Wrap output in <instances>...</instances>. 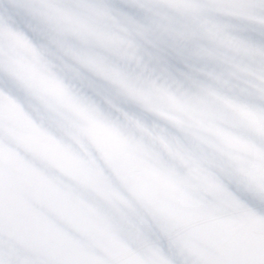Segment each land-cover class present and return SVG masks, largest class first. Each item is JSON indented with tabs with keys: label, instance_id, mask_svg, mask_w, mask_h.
I'll list each match as a JSON object with an SVG mask.
<instances>
[{
	"label": "bare ground",
	"instance_id": "1",
	"mask_svg": "<svg viewBox=\"0 0 264 264\" xmlns=\"http://www.w3.org/2000/svg\"><path fill=\"white\" fill-rule=\"evenodd\" d=\"M131 2H133V0H43L42 6L45 11L44 13H47V15H44L43 13V15H39L37 18L40 24L44 27H54L55 30L56 27H60L62 31L65 30L63 35H67L69 38L74 39L75 36H72L73 29H71V27H68L69 31L66 29V25L70 26L71 22L67 21V18L70 19L68 12H71L72 14L76 13L72 12V8H77L83 12V18H80L81 26L78 25V29H82V32L80 33L81 37L79 38L77 35L75 37V59L78 60V63H83L85 65L81 69L82 72H77L75 76L76 78L78 76L81 78L86 76V82L90 83L93 86L92 89L96 90L95 93L103 99V104L106 106L104 108L107 110H118L121 108L131 110L134 109L133 111L138 108L144 110V108L140 105V101H143L146 109L145 115H150L151 111L158 113L164 112L162 115H160L161 113L157 114L163 116L168 110H170V106L172 104L167 102L166 97L174 94L175 98H177L175 92L177 91V86L180 83V80L187 79V77L193 79L194 76H199L198 82L205 85L195 95L197 98H201V101H199L198 106L191 109V113H189V115H198L200 125H203L200 118H206L207 115L208 119L215 121L212 123L209 120V123L204 125L207 126L208 129H205L204 127L203 131L198 137H196V140L193 143L194 146H191L193 150L197 151L193 152V155H191L192 157H185L192 162L191 167H193V169L179 174H170L171 170L169 169L167 173L169 176L168 181L173 183V185L166 182L167 185L164 187L168 188L167 192L169 193L167 200L170 202V209L172 208L173 210L172 215L167 219V224H165L167 227L171 226L170 230H178L177 228H174L175 224L179 222L178 227H180V222H182V218H184L183 216L191 218L201 214L203 220L208 222H196L194 223V229L196 231L190 229L191 232L183 235L182 238H176L174 242L180 240L177 242L179 246L174 250L168 249L164 251L165 256H163V259H165L166 262L161 261V257L163 255V251L161 250H164L165 248L156 246V248H153L149 254L147 252V255H145V252L140 254L139 251H136L137 247H135V245H130L127 252L133 251L135 252V255L132 257L127 256L124 260L120 259L119 264H191L192 259L196 258L197 255H201L203 257L200 258L199 264H214L217 261V257L221 256L224 257V259H227L237 256L238 250L240 249L239 246L242 242L238 247L235 246L237 231L231 228L226 229V227H230L232 222H238L240 218L248 221V219H251L252 216H256L260 210H263L262 213L259 214L257 218L252 220L251 223L257 221L258 225H264V223H259L264 222L263 205L259 206L258 209H255L257 211L250 210L247 212H241V207L237 206L239 208L238 212L241 213L230 211L226 216L221 218L222 220H213L216 216H218L216 215L218 210L216 209L217 206L215 203L218 200V202L221 203L218 198L222 199L223 197H230L233 194L238 193V191L243 193L247 191L248 186L256 184L254 186L256 188L264 181V166H260L262 167V174H260L261 177H259V175H257V169H253V171L247 164L251 160L255 161L256 158L260 159L261 163L264 162V134H260V132H263L262 126L264 125H262L261 122L264 118L263 115L255 114L253 109H255L256 106L252 108V103L254 105V102H251V105L249 104V106L247 104H243L241 100L242 96L240 97L235 94L236 92L239 95H243L244 91L242 92L241 89L242 85H244L243 82L241 85L234 88V82L232 81L235 76L236 66H239V64L243 62L242 57L239 54H236V60L231 59L230 62H225L232 54L229 46L230 44L228 43H234V41L229 40V37H226L224 41L219 43L220 46L228 44L226 48L229 50L224 49L225 53L222 55V62H220L219 59L216 64L208 65L209 58L202 60L201 62H199L198 59H195L186 65L184 64V68H182L180 56L187 46L185 45L183 47H179L176 55L174 56L175 46L173 43L171 44V40L174 35V32H172L171 22L173 21L172 24L174 26L184 27V25L174 22L175 18L173 16L172 8H175V6L172 3L169 4L167 6V15L165 14L164 16H160L162 19L155 18L152 20L154 21V27L152 30H147L143 29L141 20H143L145 16L147 19H150L149 16L142 15L140 21H137L139 15L136 18H132L136 15L135 12H140L141 9L138 10L136 5L130 7ZM31 4V0H0V21L8 19L9 15H11L10 19H13V16L14 19L23 17V15H25L23 11L25 8H31ZM42 6L39 5V8L41 9ZM143 6L147 9H151L152 7L153 9L158 8L156 0H148L146 3H143L142 7ZM192 6L193 4L187 6L188 10L185 8L183 9L186 14L191 12L192 15H195L194 18L191 17V24L187 26L189 27V30L185 32L184 38H182L183 42H187L188 35L189 37L196 35V37L200 40L198 43V49L203 48V51L207 50L205 53L209 54L211 51L209 48L216 42V40L219 39L217 35L220 32L221 23H218L219 25L217 28L219 29L216 30L217 32L211 31L210 34L212 36L210 37L207 35V33L210 32V26L208 25L214 23L216 21L215 19L206 20L205 25H207L208 28L204 27L205 32H197L196 27H193L196 23L193 24V22L196 15H199V11L192 9ZM144 13H150V10H145ZM158 14L162 15L164 13ZM84 17L87 20H85ZM27 19L29 23L33 24L32 20L36 18L34 16H28ZM258 21L261 26V30L259 31L260 39L262 40L261 45H264V19H258ZM49 22H53L54 25L46 26V23ZM9 23L11 25V22ZM128 23L131 25H128ZM225 23H228V26L232 28H234L237 24L240 27V29H238L240 36L242 35V32L247 33V30H249V27L252 25L251 22L244 17H241L238 20L227 21ZM90 24L91 28L86 31ZM159 24L161 28L159 27ZM133 25H135L136 28H134ZM187 27H184L183 29H187ZM94 29L99 32L98 42L100 49L98 51L95 48L92 38V31ZM55 30L53 31L56 32ZM57 30L60 31L59 29ZM48 33L49 37H52L51 33ZM1 34L3 35V33H0V35ZM228 35L232 37L231 34ZM1 37L2 36H0V56L12 58L15 55V51H19V42L13 41L11 39L12 37L8 35L6 37ZM124 39L130 40L129 45L126 47H124L122 41ZM192 39H194V37ZM43 41L44 45L48 42V40L46 42L44 39ZM162 49H164L165 56L162 54ZM218 49L219 52H223V47H219ZM125 52L128 53V56H125ZM160 53L164 57L161 56ZM202 55L205 54H201L199 56ZM83 57L86 61H83ZM157 58L160 61L162 59L165 60L166 67L164 70L157 65ZM150 61H153L156 66H152L150 69H147L153 65V62L151 63ZM140 62L149 66L143 68L141 66L142 64L140 65ZM102 67L117 69V72H115V70L112 71L114 80L111 81L112 93H109V95L105 92V89L107 86L106 84L110 81H108V77H105L102 74L105 73V70L102 71ZM126 67H128L127 71L125 70ZM139 67L140 69H143L142 72H139ZM190 69L193 71L191 72ZM147 72L151 75L148 74L145 76ZM155 73L158 74V80H161L162 82V85L159 84L160 86L158 87L152 83V78ZM254 74L257 76L254 78V85L257 86L254 87L258 89L257 98L260 99L257 104L264 107V102H260L261 100L264 101V68L260 67L258 70L256 67V69H254ZM123 75L128 78L126 83H123V78H121ZM45 76H51V74L49 75L47 72ZM130 76H132L133 80H130ZM139 77H147L148 81L142 80ZM67 79L68 78H63L66 83L65 86L61 83L60 76H58L57 81L53 85L59 89H57L56 92H62L61 95L65 96L63 97L64 99L55 102L56 104H52V107L47 106L46 108L43 106V103H41L39 98L35 99L36 94L34 93L32 94L33 99L31 100V103L27 106H19L18 108L16 105V108L15 105H13L15 102L12 106H10V108L13 109V115L23 114L24 112L28 115V112H30L29 115L57 116V113H52L51 111L52 108L59 109L60 106L56 105H60L61 103L62 110L70 112L72 108L74 111L76 104L81 102V99L78 97L79 88L76 87V81H72L70 79H68V81ZM137 79L139 80V84L146 83V95L143 96L142 94L139 95V93L138 95L136 94L138 101L134 100V103H137L138 106L129 108L123 107L121 104L115 102L109 103V101L113 98H115L117 102L116 98L120 99V93L124 92L126 89L125 86L130 85L132 89L133 86L136 85ZM196 79L197 78H195V81H197ZM250 79L252 81V78L247 77V79L244 80L245 84H249ZM168 80H170V83L167 85L166 82ZM74 87L76 88V91L73 92L72 90ZM261 88H263V93L260 91ZM7 90L8 88L0 87V95L3 96L6 93V96L7 94L13 96L12 92H10L11 90H9V93L6 92ZM161 91L164 96H162ZM132 93L135 95L134 91H132ZM16 94L18 93L16 92ZM19 97L21 96L18 95V98ZM2 99L3 98L0 96V100ZM35 101H37L36 104H32L35 103ZM64 102L65 104L63 105ZM87 102V104L83 103L84 109L85 111H90L91 113L90 109L93 106V103L89 100H87ZM149 103L151 105L148 107ZM193 105L194 104L191 106L193 107ZM240 105H242L241 109L235 107ZM150 107H152V109H150ZM197 107L200 110L196 109ZM93 108H96V106ZM219 114L225 115L219 116ZM0 115H2L1 110ZM62 116L63 115H60V117ZM170 116H174L172 119L175 121L180 119V115ZM254 120H257L258 122H254ZM126 130L129 135L130 133L135 132L131 128H126ZM35 131H37V135H34ZM47 131L48 132L38 129L32 132V140H41L42 138L43 141H38L39 146L35 145L36 151H32L28 146L25 148V145H23L22 149L27 155L30 156L31 152L34 154L37 153L36 159H34L37 164H34L32 166L33 168L29 167L28 170L26 169L25 173L23 168H20L18 173L17 171L12 170L14 163H9L10 160L6 161L8 163L4 164V172L8 174H6L5 177L0 175V199L8 203L11 200L12 213L15 214L17 208L20 209L18 212L19 216L27 218V220L34 225V228L39 229L41 232L47 231L48 233L59 235L65 239L68 246L63 254H66V256L61 260L63 255L60 252L53 253L52 257L55 259L53 264H69V260H73V258L77 261V264H115L118 259L115 260L114 256L111 255H114L113 252L121 249L122 242L129 241V239L124 236L123 232L130 230L134 233L138 227L136 226L137 223L144 224L145 220L147 221V219L150 218L148 215L149 213H140V211L145 208H148L145 210H149V208H151L152 202L150 198V185L137 187V184L139 183L135 182L137 179H134V176H130L133 180L130 183L124 180L127 177L123 174L127 173L126 168L128 167L126 166L129 165V162L134 160L133 157H135V154L138 155V153L133 150L132 144L128 142L129 140L125 141L122 138V136H128L117 134L116 130L114 133V135H116L114 138L115 146L111 145V140L107 138V135L103 130L98 132L95 129L87 133L84 129L63 131L62 128H60L57 130L50 129ZM105 131L107 132L108 130ZM141 134H144L147 138L146 133L141 132ZM117 137H120L122 140ZM154 138L155 137H152V142H159L157 141L158 138H156V140ZM60 139L82 141L84 145H77L73 147H69L68 145V148L61 151L60 148L54 146ZM169 141L170 145H174L172 138L169 139ZM90 142L93 144H90ZM105 142L108 144L106 145ZM166 142L168 143L167 140ZM28 145H30V143ZM81 147L86 148L83 149L85 151L81 155V157L84 158V161L75 153H81ZM10 153L14 155V152L9 151V154ZM61 162H73V174L78 173L76 164H78L80 166V170H82L84 162H90L91 164L88 165L90 168L88 172L95 169L97 172V178L98 175L102 176L99 179V183L98 181L95 182V179L88 176L87 173L83 176L86 179H80L82 176H76L74 178L70 177V179H67L72 183H66V186L83 183L80 189L83 188V190H86L85 200L82 198L71 199L68 202L69 207L67 212H62L64 200L62 192L64 191L61 189L59 192L53 193V181L55 179L54 175H56L53 170L55 169V166L61 167ZM184 162L185 160L183 155V157L181 156L178 161L172 163L171 165H177L178 167ZM134 164L136 163L134 162ZM37 166H39V168ZM165 170L167 172V168ZM0 171L3 172V170ZM118 174L120 175L117 176ZM216 175H220L221 177L217 178ZM6 177H8V179H6ZM48 178L50 181L45 183L46 181L44 180H47ZM207 178H213L212 185L210 186L208 192L202 191V182ZM126 180H128V177ZM243 181H245L242 185L243 187H240L239 184ZM260 181H262V183H259ZM126 187H129V192H125ZM173 188L176 189V192H172ZM262 190L263 191L261 192L264 194V189ZM67 197L69 199L71 198V196ZM260 198L261 196L255 199V201ZM236 199L237 197L235 200ZM236 204H239V202H236ZM136 205L140 206L141 209L139 207L137 208ZM201 206L204 207V209H201L200 213H197L198 208L200 209ZM253 206L254 205H251L250 207L253 208ZM89 208L92 209L94 213L93 216L99 218V224H96V226L92 220L85 219L83 215V210L87 212L89 211ZM141 220L143 221L140 222ZM192 225L193 224H191V226ZM254 225L257 226L256 224ZM260 226L257 228L260 229ZM220 227L222 229H220ZM103 231L105 237L103 242L92 244L90 239L98 232ZM115 232H119L116 238ZM17 233H19V230H16L14 235ZM244 233H246V231ZM203 234H207V240L203 239ZM9 241H11V238L7 239L5 244L10 243ZM127 244L128 242L125 243V246H127ZM216 244L218 245L217 248ZM252 244L253 243H250L246 247L251 248ZM27 248L30 250L31 248L34 249L30 243H28ZM216 250L220 251L217 252ZM251 252L252 251H250V253ZM206 258H209L207 260L210 261L214 260L211 262H205ZM248 259L249 255H244V260L248 261ZM261 261H263L262 258L256 261V263L260 264ZM227 264H237V262L231 260L228 261Z\"/></svg>",
	"mask_w": 264,
	"mask_h": 264
},
{
	"label": "rangeland",
	"instance_id": "2",
	"mask_svg": "<svg viewBox=\"0 0 264 264\" xmlns=\"http://www.w3.org/2000/svg\"><path fill=\"white\" fill-rule=\"evenodd\" d=\"M31 1H32V4H31L32 6L31 8H25V10L23 11L25 15H23V17L14 19V16H13V19H10L11 15H9L8 19H4V21L3 20L0 21V33H3V35L1 34L0 36L6 37L8 35L12 37L11 39L13 41L19 42V45H18L19 51H15V55L12 58L0 56V87L8 88L6 92L9 93V90H11L10 92H12L13 94V96L9 94H7L6 96V93L3 96L0 95L3 98L2 100H0V110L2 113V115H0V170H3V172L0 171V175L5 177L6 174H8L4 172V169H5L4 164L8 163L6 161H9V160H10L9 163H14L12 170L17 171L18 173L20 171L19 170L20 168H23L24 173H25L26 169L28 170L29 167L33 168L32 166L34 164H37L36 161L34 160L36 159L37 153L34 154L33 152H31L30 153L31 155L29 156L22 149L23 145H25V148H27L28 146L30 147L32 151L34 150L36 151L35 145L39 146L38 141L43 142L42 138L41 140H38V139H35V141L32 140V132L34 130L41 129V130H45L46 132H48L47 130H50V129L57 130L60 128H62L63 131L72 130V129L73 130L84 129L86 130L87 133H89V131L96 129V131L99 132L102 130L105 131L108 129H115L116 127L127 128L129 123L132 120L136 121L135 119H137V120L142 121V119H145V118H147V124L149 128H151L152 130L157 129L155 126H157L158 124L156 123V121H153L151 117H153V115L159 114L158 112L150 111V115H134V116L128 115L132 117H128L127 115H109V113L107 114V109L104 108L106 106L103 104V101H102L103 99H101L100 96L95 93L96 90L92 89L93 86L90 83L86 82V76H84L83 78L78 76L76 78L75 74L77 72L79 73V71L82 72L81 69L85 65L83 63L82 64L78 63V60L75 59L76 58L75 37L76 35L79 38L81 37L80 33L82 32V29L80 30L78 28L79 26H81L80 18H83L82 16L83 12L77 8H72V12H76V13H73L74 15L71 12H68L70 19L67 18V21H71V22H70V26L66 25L67 26L66 29H68L69 31L68 27H71V29H73L72 36H75L74 39H71L67 35L66 36L63 35L65 30L62 31L60 27H56V30H55L54 27L46 28L42 24H40L37 18L39 15H43V13L45 12L42 6L43 0H31ZM147 1L148 0L146 1L143 0L142 2L146 3ZM38 4L42 6L41 8L42 10L39 8ZM174 6L175 8H172L173 12H176L174 15V18H175L174 22L178 24H183L184 22H186V24L189 25L190 23H187V21L184 20V17L186 15L188 16V14L185 13V10H183L184 8L188 10V7L186 6V4L181 3L180 5H174ZM145 10H150V13H144V14L149 16L151 20H154L155 18L162 19L160 16L165 15V14L159 15L157 13L158 8L153 9L152 7L151 9L150 8L147 9L145 6H143L141 8V11H145ZM44 15H47V13H44ZM28 16H34L37 20L33 19L32 20L33 24H31L28 22V19H27ZM137 16L138 14H136L132 18H136ZM229 18H230V15L226 17L225 22L229 21ZM84 19L87 20L85 17ZM195 19H194V23H196ZM9 22H11V25ZM217 22L219 23L220 20H217L214 23H211L210 21L211 24L208 25L210 26L209 27L210 32L207 31L208 33H211V31L217 32L216 30L219 29L217 28L219 24L216 25ZM50 25H54V23L53 22L46 23V26H50ZM258 25L255 27V30H253L252 25L249 27V30H247V33L252 31L254 36L256 33V38H254L253 40L254 46H257V45L261 46L262 44V40L260 39V33H259V31L261 30V26L259 23ZM208 26L205 25L204 27L208 28ZM90 28L91 27H88L86 31L89 30ZM234 28L237 30L240 29V27L237 24L234 26ZM57 29H59L60 31H58ZM53 30H55L56 32H54ZM94 30L92 31L94 38L99 37V32H97L96 30L94 31ZM185 30L186 31L189 30V27H187V29ZM48 32L51 33L52 37H49ZM247 33L242 32V35H246ZM193 37L194 39H192ZM193 37L191 36L189 37L188 35L187 43H189V46L186 47V49L183 51L182 55L180 56V62H181L182 68H184L183 66L184 64L186 65L189 62L194 61L195 59H198L199 62H201L202 60L209 58L208 65L209 64L214 65L217 63L219 59H221L222 55H219V53H223V52L218 53V50H219L218 48L223 47V46L219 45V39L216 40V42L212 44V46L210 45L211 47L209 46L210 47L209 49H211V51L209 52V54H206L205 52L207 50L203 51V48L198 49L197 40H199V38H197L196 35ZM229 38H230L229 39L230 41H234L233 37H229ZM43 39L46 42L48 40V42L45 45L43 44L44 43ZM185 53L190 54V57L186 59ZM201 54H205V55L199 56ZM82 59L83 61H86L84 57ZM261 68H264V67H261ZM257 69H260V67H257ZM104 70H105V73H102V72L101 73L105 77H108L107 79L108 81H110L106 84L107 86L105 89V92L109 95V93H112L111 81L114 80V77L112 76L113 75L112 71H114L115 69L102 67V71ZM190 71L192 72L193 70L190 69ZM47 72L49 73V75L51 74V76H45ZM115 72H117V70H115ZM157 75L158 74L155 73L153 77L154 80H152V83L156 87H158L159 84L162 83L161 80L160 81L158 80ZM58 76H60V81L65 86H66V83L64 82L63 78H68L72 81L74 80L77 82L76 87L79 88L78 97L81 99V102L79 104H76L74 111L72 110V108L70 112L62 110V103H61L60 105H56V106H60L59 109L52 108V111H51L52 113L53 112L57 113L58 114L57 116L29 115L30 112H28V115L26 112H24L23 114L21 113V114L13 115V109L10 108V106H12L14 102L15 104L13 105H15V107L17 105L18 108L19 106L20 107L27 106L28 104L31 103V100L33 99L32 94L34 93L36 94L35 99L39 98L41 100V103H43V106H45L46 108L47 106L52 107L53 106L52 104L64 99L63 97L65 96L61 95L62 92H56L58 87L53 86L54 83L57 81ZM121 78H123L122 79L124 81L123 83H126L128 81V78L125 77L124 75L121 76ZM91 79L93 80L92 77ZM190 79L193 82L194 78L193 79L190 78ZM130 80H133L132 76H130ZM185 85L186 84L179 83L177 87H184ZM195 85L200 87V89H202L205 86L203 83H197ZM248 85H251V82H249ZM125 87L129 88V85H126ZM191 88L192 90L194 89L193 87ZM72 91L73 92L76 91V88L74 87ZM184 91H186L187 93L189 92L191 95H194L195 93V92H192L189 87H187ZM16 92L18 94H16ZM18 95H20L21 97L18 98ZM87 100L93 103V106L90 109L91 113L90 111L89 112L85 111L84 106H83V103L84 104L88 103ZM36 102L37 101H35V103H32V104H36ZM260 102L262 103L264 101L261 100ZM64 104L65 102L63 103V105ZM193 104L194 105L192 108L199 105V100L197 99L196 96L194 97ZM249 104L251 105V103ZM150 105L151 104L149 103L148 107ZM95 106L96 108H93ZM252 106H253V103H252ZM150 109H152V107H150ZM123 112L126 114L130 113L128 111H123ZM94 114H97V115H94ZM60 115H63V116L60 117ZM222 115H225V114H219V116H222ZM191 116L193 117V120L191 118H188L190 121L189 127H187L188 123L186 126V128L189 129L190 136L192 137V139L190 140V144H189L190 152L188 150V154H187L188 158L192 157L191 155H193L194 151H197L191 148V146L192 147L194 146L193 143L196 140V137L199 136V134L203 131L204 127L205 129H208V127L204 125L208 124L209 120L212 123H214L215 121V120L212 121L211 119H208V115H207L206 118H200L203 124V125H200L198 115H191ZM127 119L129 122L127 121ZM148 120H149V123H148ZM153 131L154 133L156 132V130H153ZM260 134L262 135L264 133L260 132ZM34 135H37V131L34 132ZM152 137H155V136L153 135ZM29 143L30 145H28ZM90 144H93V143L90 142ZM157 144H158L157 145L158 146L157 155L162 154V155L167 156L169 159L170 163H167L166 166L171 170L170 174L172 173L179 174L181 172L185 173L193 169V167H191L192 162L186 159L185 156H184L185 162L181 166L177 167V165H174L176 166L174 167L171 165L172 163H175L176 161H178L181 156L183 157L184 154H183V150L181 147L177 145H169L167 142H166V145H167L166 146L164 145L162 140L157 142ZM68 145L69 147H73L77 145H84V143L82 141H70L68 139H60L59 142L55 143L54 146L60 148V150L62 151L68 148L67 147ZM163 146L166 148L165 150H163ZM84 148L85 147H81L80 149L82 150L81 153H78V152H75V153L81 157L82 153L85 151L83 150ZM9 151L14 152V155L12 153L9 154ZM143 151L146 152L145 149H143ZM81 158L84 161V158L83 157ZM90 164H91L90 162H84L82 170H80V166L76 164V168L78 171L77 174L72 173L73 168H74L73 162L72 163L61 162L60 164L61 167L55 166V169L53 170L55 171V174H56L54 175L55 179L53 181V193L59 192L61 189L64 191L62 192V196L64 197L62 212H67L68 207H69L68 202L71 199L82 198L85 200L86 190H83V188L80 189L83 183L71 184L70 186H66V183H72V182H69V180L67 179H70V177L74 178L76 176L78 177L82 176V178L80 179H86L83 176L84 174L87 173L88 176H91L92 178L95 179V182L98 181L99 183V179L102 176L98 175V178H97V172L95 171V169L92 171L90 170L88 172V170L90 169L88 165ZM262 166H264V163ZM37 167L39 168V166ZM134 172L138 174L139 170L136 169L134 170ZM123 174L125 175V173ZM119 175L120 174H118L117 176ZM216 176L217 178L221 177L220 175H216ZM6 179H8V177H6ZM212 179L213 178H207L202 182L203 184L202 191L208 192V190L210 189V186L212 185ZM44 181H46L45 183H48L50 179L48 178L47 180L45 179ZM259 183H262V181H260ZM82 193H83V197H82ZM237 194L238 193H236V195L233 194L232 196L227 197V198L223 197L220 200L223 204L222 206L223 211L221 212L219 210L220 202H218L219 201L218 200L219 198H218L217 199L218 201H216L215 203V205L217 206L216 209L218 210L217 211L218 213L216 212V215L225 214L224 216H226L227 213L230 211H233L236 213L246 212L247 207H249L248 205L250 206L254 205L253 208L250 207V210L258 209L259 206L261 205H263L262 207H264V194L262 193H261V198L259 200L255 201L251 199L249 201L243 202V204H240V201H238V199L235 200V198L237 197ZM67 196H71V198L69 199ZM237 201L239 202V204H236ZM237 206L241 207L240 209L241 212H238L239 208ZM201 209H204V207L201 206L200 209L198 208L197 213H200ZM19 210L20 209L17 208L16 213L13 214L11 200L8 203L0 199V264H53V262H55V259L52 257L53 253H58V252H60L63 255V257H61V260H62L66 256V254H63V253H65L64 251L67 249V246H68L65 239H63L59 235L48 233L47 231L41 232L39 231V229L34 228V225H32V223L29 220H27V218H25L24 216L23 217L19 216V213H18ZM262 211L263 210H260L256 216L255 215L254 217L252 216V218L249 219L248 222H251L252 220L257 218L259 214L262 213ZM93 214L94 213L92 209L90 208H89V211L87 212L83 210V215L85 219L92 220V222H94L96 226V224L97 225L99 224V218L93 216ZM235 223H238V222H232L231 225L233 226V224ZM137 224L136 226H138ZM16 230H19V233L14 235V232ZM130 233H133V232H131L130 230L123 232L124 236H126L128 239L130 238L131 235H133ZM118 234L119 232H115V238L118 236ZM9 238H11V241H9L10 243L5 244V242ZM104 238H105L104 231L98 232L90 239V242L92 244L102 243ZM28 243L32 244V247L34 249L32 248L31 250L28 249L27 248ZM9 244L15 247H12ZM131 255H133V253ZM74 261L75 259L73 258V260L70 259L68 263L77 264V261L75 262Z\"/></svg>",
	"mask_w": 264,
	"mask_h": 264
},
{
	"label": "water",
	"instance_id": "3",
	"mask_svg": "<svg viewBox=\"0 0 264 264\" xmlns=\"http://www.w3.org/2000/svg\"><path fill=\"white\" fill-rule=\"evenodd\" d=\"M142 1L143 0H133V2H131V4H130V7H133L136 5L137 6L136 8H138V10H140L142 8V5H143ZM156 1L158 4V13H164L166 15H167V6L169 3H172L173 5H180L182 3V4H186L187 6H190L192 4V3H189V0H170V1L156 0ZM138 6H140V7H138ZM192 9L199 11V15H196V24L193 25V27H196L197 32H203V31L205 32L204 26L206 24V20H208V19L214 20L215 19L217 21V19H218V20H221L220 21V23H221L220 32L217 35V37H219V43L224 41V39H226V37H230L228 34H231V36L233 37L234 43L233 44L228 43V44H230L229 46L231 48L232 54L230 55L231 57L228 58L225 62H230L231 59L236 60V54L237 55L239 54L242 57L243 62H241V64H239V66H236L235 76L233 77L232 81L234 82V88L241 85L242 82L244 84L241 87L242 92L244 91L243 95L242 94L239 95L236 92H235V94L240 96V97L242 96L241 100H242L243 104L248 105L249 103H251L253 101L255 104L252 106V108L254 106H256V108L253 109L255 114L256 115H263V118H264L263 107H261L259 104H257V103H259V100H260L257 98L258 89L256 87H254V86H257V85H254V78L257 77L254 74V68L260 67V66L258 64H256L251 57L244 55L243 50H242V45L254 46L253 40H254V38H256V33L254 36L253 32L251 31V32H248L246 35H242V37H241L239 32H238L239 30L232 28V27L228 26V23L227 24L225 23L226 17H228V15L224 14L222 12L216 11L214 6L207 3L206 0H198L197 4H195V5L193 4ZM135 13L139 15V18L137 19V21H140L142 15L145 16L144 11H140V12L136 11ZM175 13L176 12H173V16L175 15ZM188 16H189V18H188ZM188 16L186 15L184 17V20L187 21V23L191 24V17L194 18L195 15H192L191 12H188ZM239 18H241V16L230 15L229 21H233L236 19L238 20ZM247 19L251 22L253 30H255V27L259 23L258 19H249V18H247ZM141 21H142L143 29H147V30L153 29L154 21L147 19L146 16ZM172 22H171V26H172V30H173L172 32H174V35H173V38L171 40V44L173 43L175 46V53H174V56H175L179 47H183L185 45L189 46V43L183 42V39H182V38H184V34L186 32V30L183 28L187 27L188 24H186V22H184L182 24V25H184V27H177V26H174L172 24ZM128 25H131V24L128 23ZM216 25H218V22L216 23ZM88 27H91V24ZM133 27L136 28L135 25H133ZM159 27L161 28L160 24H159ZM167 27H168V22H167ZM140 30H141V28H140ZM207 35H209V37L212 36L210 33H207ZM92 38H93V41L95 44V48L98 51L100 49L98 37L94 38L92 36ZM122 41H123L124 47L129 45L130 40L124 39ZM197 41H198V43L200 42V40H197ZM223 43H226V42H223ZM228 44H225L223 46V53H219V51H218L219 55H223L225 53L224 49L228 50V48H226L228 46ZM101 46H102V44H101ZM257 47H259V45H257ZM162 54L165 56L164 49H162ZM162 54L160 53L161 56H163ZM125 56H128L127 52H125ZM185 56H186L185 58L187 59L190 57V54L185 53ZM221 59H223V57H221ZM221 59H220V62L223 61ZM143 62H140V65ZM150 62L152 63L153 61H150ZM156 63H157V65H159L161 67L162 70L165 69L166 64H165L164 59H162L160 61L157 58ZM152 64L153 65H151L147 69H150L152 66H156V64H154V62ZM141 66L143 68H145L149 65L142 64ZM127 68L128 67H126V69H125L126 71H127ZM114 69L117 70L116 68H114ZM142 70L143 69H140V67H139V72H142ZM148 74H150V73L147 72L145 74V76ZM247 77L252 78L253 82L250 79L251 85L245 84L244 80L247 79ZM139 78L142 80L148 81L147 77H142V78L139 77ZM195 78H197V81H195ZM152 80H154V78H152ZM198 80H199V76H194L193 82L189 77H187V79L180 80L181 84H186V85L184 87H178L177 88V91L175 92V95L177 98H175L174 94L168 95L166 97L167 102L172 103L170 106V110H168L167 113L163 116H160V115L164 114V112H162V113L160 112L161 113V114L159 113L160 115H153V117H151L153 119V121H156V123L158 124L157 126H155L157 129H153V130H156L155 133L151 128L148 127L147 118H145L142 121L137 120V119H135L136 121L132 120L127 128H131L135 132L130 133V135L128 134L126 128H122V127L115 128V129H108L107 132L104 131V133L107 135V138L109 140H111L110 141L111 145H114V146H115L114 138L116 137V135H114L115 130L117 131V134H122V135L128 136V137L122 136V138L125 141L129 140L128 142H130L132 144L133 150L136 151L138 153V155L135 154V157L132 156L134 160L130 159L132 161L128 163L129 164L128 166H126L128 168H126L127 173H125V177L127 176L128 180H126L127 177L124 180L126 182L130 183L133 181L130 178V176H134V179L135 178L137 179V181H135V182L139 183V184H137V187H140L142 185H150V198H151V202H152L151 208H149V210H145V209H148V208H145V209L140 211L141 214L149 213L148 215L150 216V218L147 219V221L145 220L144 224H138V227L136 228L134 233H130V234H134V236L131 235L129 238V241L122 242L121 249H119L116 252H113L114 255H111V256H114L115 260L118 259L115 262V264H119L120 259L124 260V259H126L127 256L132 257L133 255H135V252H133V251L127 252L130 245H133V246L135 245V247L139 246L136 251H139L140 254H143L145 252L144 253L145 255H147V252L149 254V252L152 251L153 248H156V246H158L160 248L161 247L165 248L164 250L163 249L161 250V251H163L161 261L166 262V260L163 259V256H165L164 251L168 250V249L174 250L176 247L179 246V244L177 242H179L180 240H178L177 242H174V240L176 238H182L183 235L191 232L190 229L195 230L194 229V226H195L194 223H196V222L197 223L208 222L206 220H203L202 215L199 214L196 217H191V218L183 216L184 217V218H182L183 221L180 222L181 226L178 227L179 222L175 224L174 228L178 229L176 231L170 230L171 226H168V227L165 226V224H167V219L170 218V216L173 213L172 208L170 209V205H169L170 202H169V200H167V196L169 193V192H167L168 188L164 187L165 185H167V183L173 185V183H170L168 181L169 176L167 174L169 171V168L166 166V164L170 163V162H169V159L167 156L162 155V154L157 155L158 154L157 153V147H158L157 145L158 144L152 142V140H151L152 136L154 135L155 140H156V138H158L157 141L162 140L164 145H166V140H167L168 144L170 145L169 139L173 138L172 139L173 144L181 147L183 150L184 156L185 157L187 156L188 150L190 151L189 144H190V140L192 139V137L190 136L189 129L186 128V126L188 123L187 127H189L190 121L188 118H191L193 120V117L191 115H189V113H191L190 112L192 109L191 105L194 103V97H195L196 93L198 91H200V87L195 85L197 83H200V82H198ZM169 83H170V80H168L166 82L167 85ZM160 85H162V83H160ZM145 86H146V83L139 84V80L137 79L136 85L133 86L132 89H131L130 85H129V88L125 87L126 89L123 87L125 90L123 89L124 92L120 93V99L116 98L117 102H116L115 98H113V99H111V101H109V103L115 102V103L121 104L123 107L134 108V107L138 106L137 103H134V100L138 101V99L136 98L138 93H139V95H141V94L143 96L146 95L145 94L146 93ZM187 87H189L192 92H195L194 95H191L189 92L187 93L184 91ZM191 87H193L194 89L192 90ZM132 91H134L135 95L132 93ZM260 91L263 93V88H261ZM210 92H213V91H210ZM162 96H164L163 92H162ZM197 99L199 101H201V98L198 97ZM140 102H141L140 105L144 108V110H141L138 108L137 110L133 111L134 109L131 110V109H122L121 108L118 110H107V114L109 113V115H125L126 113H124L123 111H128L130 113H128L127 115H145L146 114L145 113L146 109L144 107L145 103L143 101H140ZM235 107H237L238 109H241L242 105L235 106ZM196 109L200 110L198 107ZM181 111H183V112H181ZM170 115H180V117H179L180 119L178 121H175L172 119V117H174V116H170ZM254 122H258V121L254 120ZM148 123H149V120H148ZM262 125H264V119L262 120ZM262 129H263V133H264V126H262ZM141 132L146 133L147 138L145 137L144 134H141ZM117 138L122 140L120 137H117ZM105 144L107 145L108 143L105 142ZM143 149H145L146 152H144ZM165 149L166 148L163 146V150H165ZM153 158H154V160H153ZM136 161L140 162V163H137ZM134 162L137 164H134ZM263 163L260 162V159L256 158L255 161L251 160L250 163H248L249 164L248 166L252 170L257 169V171H258L257 175H259V177H261L260 174H262L261 173L262 167H260V166L263 165ZM166 167H167V172L165 170ZM136 169L139 170L138 174H136V172H134V170H136ZM244 182L245 181H243L239 184L240 187H243L242 185L244 184ZM255 185L256 184H254L252 186H248L247 191H245L243 188H241L243 191H245V193H241L240 191H238L237 199H238V201H240V204H243V202L249 201L251 199L255 200L261 196V193H262L261 191H263L262 189H264V181L259 187L255 188L254 187ZM151 190H152V193H151ZM129 191H130L129 187H126L125 192H129ZM172 192H176V189L173 188ZM147 194H148V191H147ZM115 195H116V193H115ZM234 195H236V193ZM219 199L221 200V198H219ZM238 201H237V203H238ZM222 206H223V204L221 202L219 205L220 212L223 211ZM248 206L249 207H247L246 212L250 210V205H248ZM136 207L137 208L139 207L141 209V207L138 205H136ZM255 211H257V210H255ZM224 215L225 214H219L213 220H220L221 218H223ZM191 219H194V220H191ZM142 221L143 220H141L140 222H142ZM236 221H238V220H236ZM239 221H241V222H239ZM239 221H238V223L233 224V226L231 225L232 227L231 226L226 227V229L231 228V229L237 231L236 232V238H235V241H236L235 246L238 247L242 242V244L239 246L240 249L238 250V254H237L238 257L233 256L231 258L224 259V257L220 256V257H217V261L214 264H227V262L231 261V260L236 261L237 264H257L256 261H258L261 258L264 261V230H262V229H264V225L260 226V225H258L257 221L251 223V222H248L245 219H241V218L239 219ZM246 223H248V224H246ZM259 223H264V222H259ZM191 224H193V225L191 226ZM254 224H256L257 226H255ZM259 226H260V229L257 228ZM221 227H220V229H222ZM245 231H246V233H244ZM206 235L207 234H203V239H205V240H207V237H208ZM126 242H128L127 246H125ZM250 243H253L251 248H247L246 246ZM164 244H167V245H164ZM217 247H218V245L216 244V248ZM210 248H212V247H210ZM216 248H214V249H216ZM210 251H212V250H210ZM216 251L219 252L220 250H216ZM250 251H252V252L250 253ZM132 253H133V255H131ZM244 255H249L248 261L244 260ZM200 258H203V257L201 255H197L196 258L192 259V262L194 264H199ZM207 259H209V258H206L205 262H211L214 260L213 259L210 261ZM111 260H112V258H111ZM192 262H191V264H193Z\"/></svg>",
	"mask_w": 264,
	"mask_h": 264
},
{
	"label": "snow or ice",
	"instance_id": "4",
	"mask_svg": "<svg viewBox=\"0 0 264 264\" xmlns=\"http://www.w3.org/2000/svg\"><path fill=\"white\" fill-rule=\"evenodd\" d=\"M216 11L227 15L241 16L249 19H264V0H206ZM197 4L198 0H189ZM243 54L251 57L256 64L264 67V45L259 47L242 45ZM264 264V261H261Z\"/></svg>",
	"mask_w": 264,
	"mask_h": 264
}]
</instances>
